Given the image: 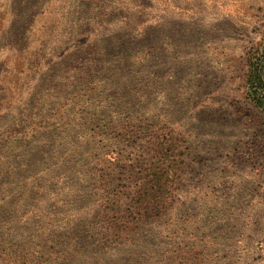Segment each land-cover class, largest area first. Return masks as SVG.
<instances>
[{
  "label": "rangeland",
  "instance_id": "374dc122",
  "mask_svg": "<svg viewBox=\"0 0 264 264\" xmlns=\"http://www.w3.org/2000/svg\"><path fill=\"white\" fill-rule=\"evenodd\" d=\"M263 29L264 0H0V162L35 176L2 177L0 206L62 205L82 163H127L135 138L108 121L140 107L181 127L185 160L173 231L147 263L264 264V114L241 81ZM82 140L92 151L77 155ZM38 178L46 199L14 201Z\"/></svg>",
  "mask_w": 264,
  "mask_h": 264
},
{
  "label": "trees",
  "instance_id": "16d2710c",
  "mask_svg": "<svg viewBox=\"0 0 264 264\" xmlns=\"http://www.w3.org/2000/svg\"><path fill=\"white\" fill-rule=\"evenodd\" d=\"M76 70L78 84L85 86L89 69ZM241 71L244 104L263 115L264 29L244 54ZM142 110L126 108L117 113L126 116L123 122L108 121L109 133L135 138L129 164L118 167L116 158L117 162H98V169L86 165L85 170L82 163L74 180L76 193L66 195L69 201L63 200L62 205L7 202L0 206V264H149L161 251L159 234L173 231L174 193L183 180V134L180 126L167 119L139 120ZM97 115L91 114L90 119ZM27 130L17 127L15 131L26 135ZM78 135L87 137L80 131ZM91 151L85 140L76 145L77 155ZM21 165L26 167L27 159ZM9 166L7 159L0 162V179L22 182L29 178L21 175L23 171L7 172ZM42 182V178L34 179L23 192L15 190L14 201H22L18 196L26 201L46 199ZM107 244L117 250L105 258L103 245Z\"/></svg>",
  "mask_w": 264,
  "mask_h": 264
}]
</instances>
